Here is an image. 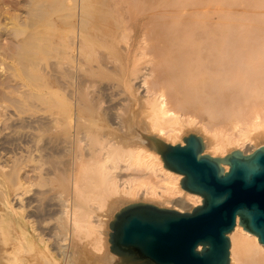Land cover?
I'll return each mask as SVG.
<instances>
[{
	"label": "bare ground",
	"instance_id": "1",
	"mask_svg": "<svg viewBox=\"0 0 264 264\" xmlns=\"http://www.w3.org/2000/svg\"><path fill=\"white\" fill-rule=\"evenodd\" d=\"M190 133L264 146V0H0V264H122L121 208L203 204L146 137ZM229 237L230 264H264Z\"/></svg>",
	"mask_w": 264,
	"mask_h": 264
},
{
	"label": "water",
	"instance_id": "2",
	"mask_svg": "<svg viewBox=\"0 0 264 264\" xmlns=\"http://www.w3.org/2000/svg\"><path fill=\"white\" fill-rule=\"evenodd\" d=\"M146 137L203 204L191 212L148 202L121 208L110 223V244L122 264H230L229 235L238 221L264 245V146L212 157L203 154L205 143L196 134L185 137L184 145Z\"/></svg>",
	"mask_w": 264,
	"mask_h": 264
},
{
	"label": "rangeland",
	"instance_id": "3",
	"mask_svg": "<svg viewBox=\"0 0 264 264\" xmlns=\"http://www.w3.org/2000/svg\"><path fill=\"white\" fill-rule=\"evenodd\" d=\"M190 134H196V133H190ZM190 134H189V135H190ZM179 142H180V141H179ZM179 142L174 143V144H173V143H170V144H173V145L181 144V143H179ZM250 148H251V147L249 146L248 149H247V147H246L245 149L249 150ZM205 153L207 154V151H205L203 154H205ZM160 156H161V155H160ZM217 156H219V155H217ZM161 158H162V157H161ZM163 163H164V162H163ZM30 171H31V173H30ZM25 172H26L27 175L25 174ZM28 173H29V174H28ZM32 174L34 175V173L32 172V169L30 170L29 167H28L26 170H24V172H23V176H24V178H25V177L27 178V176H28V177H31V176H33ZM170 208L173 209L172 207H170ZM200 249H201V247H200Z\"/></svg>",
	"mask_w": 264,
	"mask_h": 264
}]
</instances>
